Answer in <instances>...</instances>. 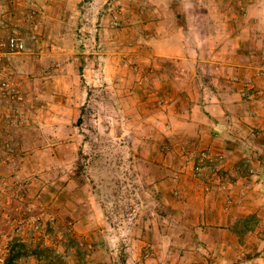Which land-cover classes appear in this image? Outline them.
I'll return each instance as SVG.
<instances>
[{"label": "rangeland", "instance_id": "374dc122", "mask_svg": "<svg viewBox=\"0 0 264 264\" xmlns=\"http://www.w3.org/2000/svg\"><path fill=\"white\" fill-rule=\"evenodd\" d=\"M14 35L26 48L0 50V264H264L262 218L206 215L237 176L205 108L218 96L236 138L258 140L264 0H0V43ZM203 153L223 163L196 176Z\"/></svg>", "mask_w": 264, "mask_h": 264}, {"label": "crops", "instance_id": "0c3cea01", "mask_svg": "<svg viewBox=\"0 0 264 264\" xmlns=\"http://www.w3.org/2000/svg\"><path fill=\"white\" fill-rule=\"evenodd\" d=\"M212 84L214 87L217 86L215 82ZM215 98V103L205 107L211 108L210 111L208 110L210 115L207 114V117H211L214 121L213 124L216 125L214 126V129L211 127L208 134L211 136V144L215 150L217 152L223 150L224 155L228 157V164L232 163V167L230 169L233 171L229 173H235L237 179H232L228 185L225 196L222 198L223 201H228V207L224 210H219L217 208L215 211L206 212V215L210 214V220L213 224L218 225L221 220H224V225L227 226V228H229L230 224L234 222L233 217L238 218L249 214H254L262 218V223H264V103L262 104L261 110L257 111V117L261 122L258 125V128L260 129H254L255 137L258 138V140L255 139L253 147H250L240 137L236 138L237 136H235L236 130L239 133H242L243 130L242 126L240 129L236 127L239 126L238 124L242 125L240 119H237L238 122L230 119L231 115L225 112L220 98L218 96ZM261 101L263 100L261 99ZM254 104L257 106V101H255ZM261 125L263 126L260 127ZM199 131L202 132V135L204 134L203 128L199 129ZM198 133L199 132H197V136ZM236 145L241 148H235ZM236 149L240 152L239 164L235 163L232 158V153H236ZM244 169H247V172L246 170L244 172ZM216 188L220 189L221 187ZM216 195H213L210 202L208 201L209 205L215 208L217 206V202L220 200L219 196L216 197ZM205 220L209 221V217H206ZM227 223H229V225ZM263 229V225L261 228H256L255 236L258 234L261 235L259 232Z\"/></svg>", "mask_w": 264, "mask_h": 264}, {"label": "built area", "instance_id": "2783aa9c", "mask_svg": "<svg viewBox=\"0 0 264 264\" xmlns=\"http://www.w3.org/2000/svg\"><path fill=\"white\" fill-rule=\"evenodd\" d=\"M5 49L8 53H16L21 52L26 48V43L24 38L19 35L11 36L5 43H0V50ZM2 52H0V59ZM203 162L209 163L210 165L213 163H223V157H212L209 153H203L200 155L199 161L196 166V176L204 175Z\"/></svg>", "mask_w": 264, "mask_h": 264}, {"label": "trees", "instance_id": "16d2710c", "mask_svg": "<svg viewBox=\"0 0 264 264\" xmlns=\"http://www.w3.org/2000/svg\"><path fill=\"white\" fill-rule=\"evenodd\" d=\"M80 70H81V74H83V68H81ZM82 118H83V116L81 115V117H80V121H82ZM249 221H250V220H246V224H248Z\"/></svg>", "mask_w": 264, "mask_h": 264}]
</instances>
